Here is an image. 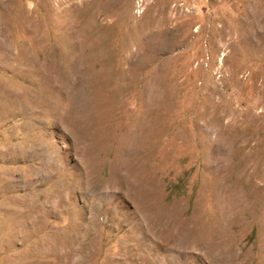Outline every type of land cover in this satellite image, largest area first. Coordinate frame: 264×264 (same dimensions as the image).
Masks as SVG:
<instances>
[{
	"label": "rangeland",
	"instance_id": "374dc122",
	"mask_svg": "<svg viewBox=\"0 0 264 264\" xmlns=\"http://www.w3.org/2000/svg\"><path fill=\"white\" fill-rule=\"evenodd\" d=\"M0 264H264V0H0Z\"/></svg>",
	"mask_w": 264,
	"mask_h": 264
},
{
	"label": "bare ground",
	"instance_id": "6f19581e",
	"mask_svg": "<svg viewBox=\"0 0 264 264\" xmlns=\"http://www.w3.org/2000/svg\"><path fill=\"white\" fill-rule=\"evenodd\" d=\"M78 14H79V13H78ZM89 21H90V20H89ZM90 30H91V29H90ZM84 31H85V30H84ZM159 41H160V40H159ZM89 102H90V101H89ZM45 107H46V106H45ZM70 119H71V118H70ZM67 121H68V120H67ZM69 125H70V124H69ZM69 125H68V126H69ZM72 126H73V124H72ZM90 127H91V126H90ZM72 128H73V127H72ZM68 131H69V130H68ZM73 131H75V130L73 129ZM80 132H81V131H80ZM82 132H83V131H82ZM76 135H77V134L74 135L75 138H76ZM82 135H83V133H82ZM78 136H79V135H78ZM80 136H81V134H80ZM99 136H100V135H99ZM82 137H83V136H82ZM75 138H74V139H75ZM80 138H81V137H80ZM76 139H77V138H76ZM77 141H78V139L76 140V142H77ZM80 143H82V142L80 141ZM85 143H86V142H85ZM75 146H76V145H75ZM93 149H94V147H93ZM118 156H119V155H118ZM88 157H89V156H88ZM90 157H91V156H90ZM90 157H89V158H90ZM120 158H121V156H120ZM90 159H93V158L91 157ZM91 161H92V160H91ZM86 162H88V161H86ZM83 163H84V162H83ZM113 163L115 164L116 162H113ZM118 163H119V162H118ZM114 164H113V165H114ZM116 164H117V163H116ZM120 164H121V163H120ZM89 165H90V164H89ZM126 165H127V164H126ZM86 166H87V165H86ZM116 166H117V165H116ZM116 166H115V167H116ZM120 167H121V166H120ZM127 167H128V166H127ZM112 168H113V167H112ZM123 168H124V167H123ZM123 168H122V170H123ZM118 171H120V170H118ZM112 174H113V172H112ZM116 174H117V173H116ZM110 175H111V174H110ZM114 175H115V174H114ZM120 175H121V174H120ZM116 177H117V176H116ZM119 177H120V176H119ZM117 178H118V177H117ZM111 179H113L112 176H111ZM124 179H125V178H124ZM120 180H121V178H120ZM109 181H110V180H109ZM114 181H115V180H114ZM115 183H116V182H115ZM121 184H122V183H121ZM123 185H124V184H123ZM122 187H123V186H122ZM198 245H199V244H198ZM162 251H163V250H162ZM169 253H170V252H169ZM158 254H159V253H158ZM152 259H153V258H152Z\"/></svg>",
	"mask_w": 264,
	"mask_h": 264
}]
</instances>
